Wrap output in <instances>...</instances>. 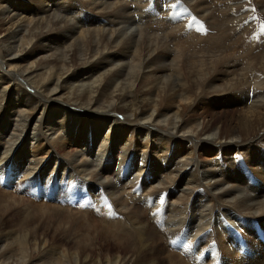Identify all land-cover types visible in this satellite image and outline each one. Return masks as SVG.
<instances>
[{
  "label": "bare ground",
  "instance_id": "bare-ground-1",
  "mask_svg": "<svg viewBox=\"0 0 264 264\" xmlns=\"http://www.w3.org/2000/svg\"><path fill=\"white\" fill-rule=\"evenodd\" d=\"M160 2L0 0V264H264V0Z\"/></svg>",
  "mask_w": 264,
  "mask_h": 264
},
{
  "label": "rangeland",
  "instance_id": "rangeland-1",
  "mask_svg": "<svg viewBox=\"0 0 264 264\" xmlns=\"http://www.w3.org/2000/svg\"><path fill=\"white\" fill-rule=\"evenodd\" d=\"M153 1H159V0H153ZM10 2H12V3H15V5L16 6H20V5H22L23 4V0H10ZM206 2L208 3V0H206ZM159 5H161V2L159 3ZM214 5V4H213ZM189 11H184L183 12V14H185L186 16L189 14L188 13ZM171 14V13H170ZM169 14V15H170ZM172 14H173V12H172ZM182 14V15H183ZM217 15H219V12H217ZM22 17V16H21ZM169 19H170V17H169ZM192 19L190 18V16H188V17H186L185 18V21L188 23L189 21H191ZM198 20V19H197ZM169 22H171V20H169ZM198 23H199V25H198V27H199V31L198 32H196L198 35H199V33L200 32H204V35L203 36H207V35H209L210 33H209V31H208V29H207V27L200 21V20H198ZM200 37H202V36H200ZM215 37V38H214ZM209 38H211V41L213 42V44H216V43H218L219 41V36H217V35H215V34H213V35H211V37H209ZM214 38V39H213ZM218 41V42H217ZM42 50V49H41ZM199 53H201V52H199ZM41 66H43L42 64H41ZM212 110H214V109H212ZM216 112H219V108L216 110ZM215 116L217 117L218 116V114H215ZM71 149L70 150H73L74 148L75 149H78V146L77 145H72V147H70ZM70 153H69V157L70 156H72L73 157V152H71V151H69ZM59 154H62V152H59ZM10 160V159H9ZM10 164V165H9ZM9 166H12V164L10 163V161H9ZM16 211H12V212H9V214L7 215V216H4L3 217V219H2V223H1V226H0V229H1V234H2V236L3 237H5L4 239H2V243H0V246H1V248H4V249H6V248H9V250H12V249H14V250H16V249H22L21 248V245H23L24 243H27V241H28V244L29 243H33V240L31 241L30 240V234H29V230H30V228L31 227H29V226H25L24 225V227L22 228V212H18L17 214L15 213ZM6 220V221H5ZM18 225V226H17ZM16 226V227H15ZM28 230V231H27ZM6 231V232H5ZM8 231V232H7ZM4 232V233H3ZM24 236H23V235ZM6 235V236H5ZM17 235V236H16ZM22 236V237H21ZM21 237V238H20ZM48 238L50 239L51 238V235L49 234V236H48ZM22 240V241H21ZM26 241V242H25ZM2 244V245H1ZM47 247L49 246V245H46ZM99 251H101L102 253H103V251H105L106 249H107V245L106 244H102V246H101V244L99 245ZM46 249V248H45ZM47 250V249H46ZM103 250V251H102ZM113 250H116V247H114V249ZM20 251V250H19ZM108 251V250H107ZM112 253H114V251H112ZM111 253V254H112ZM34 258H41L40 257V252L37 250V251H35V252H33L32 254H31ZM56 259V257H53V260H55ZM46 260H49L47 257L46 258H43V259H41L40 261H37V262H40V263H45V261ZM40 263H34V264H40ZM66 263H69V261L68 260H65L64 261V264H66ZM70 264H72V262L70 263Z\"/></svg>",
  "mask_w": 264,
  "mask_h": 264
}]
</instances>
